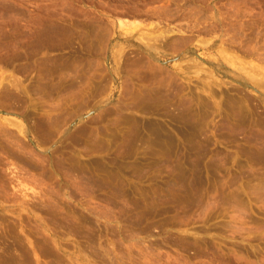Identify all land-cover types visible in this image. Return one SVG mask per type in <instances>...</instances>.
I'll return each mask as SVG.
<instances>
[{"label": "rangeland", "instance_id": "obj_1", "mask_svg": "<svg viewBox=\"0 0 264 264\" xmlns=\"http://www.w3.org/2000/svg\"><path fill=\"white\" fill-rule=\"evenodd\" d=\"M0 264H264V0H0Z\"/></svg>", "mask_w": 264, "mask_h": 264}, {"label": "bare ground", "instance_id": "obj_2", "mask_svg": "<svg viewBox=\"0 0 264 264\" xmlns=\"http://www.w3.org/2000/svg\"><path fill=\"white\" fill-rule=\"evenodd\" d=\"M164 32H162V34H163ZM183 34V33H182ZM187 34V33H186ZM166 36V35H165ZM164 35L162 36L163 38L165 37ZM160 37V36H159ZM184 37V36H183ZM257 83V82H256ZM261 84V83H260ZM260 84H258L259 86H260Z\"/></svg>", "mask_w": 264, "mask_h": 264}]
</instances>
